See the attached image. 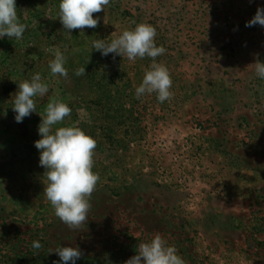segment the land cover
I'll list each match as a JSON object with an SVG mask.
<instances>
[{
    "label": "rangeland",
    "instance_id": "obj_1",
    "mask_svg": "<svg viewBox=\"0 0 264 264\" xmlns=\"http://www.w3.org/2000/svg\"><path fill=\"white\" fill-rule=\"evenodd\" d=\"M59 3L16 0L27 30L20 40L0 38V206L11 233L46 228L53 252L78 247L91 257L158 233L185 264H264V79L252 65L264 63V26H245L264 0H110L93 14L98 27L70 34ZM140 23L154 26L156 46L166 49L156 62L167 67L173 96L163 103L155 93L135 98L151 58L132 63L91 51L93 40L111 42ZM57 48L67 79L48 67ZM104 64L114 67L108 86L115 100L102 107L90 97L87 73L75 71L98 73ZM37 72L49 92L17 123L1 80H31ZM54 94L72 109L54 129L76 124L97 141L100 180L79 230L54 214L43 193L34 142Z\"/></svg>",
    "mask_w": 264,
    "mask_h": 264
},
{
    "label": "clouds",
    "instance_id": "obj_2",
    "mask_svg": "<svg viewBox=\"0 0 264 264\" xmlns=\"http://www.w3.org/2000/svg\"><path fill=\"white\" fill-rule=\"evenodd\" d=\"M251 2V0H250ZM110 0H60L58 18L64 31L71 33L79 29L96 28L99 17L93 18L94 13L104 12ZM259 24L264 26V8H257L254 17L246 22V27ZM27 25L21 23L16 7V0H0V38L20 40L23 38ZM156 29L151 24L140 23L132 30H124L121 35L106 42L103 39L93 40L92 50L99 51L102 56L110 53L126 57L135 63L137 58H151L149 70L143 76L142 83L135 88V98L156 94L160 103L170 100L173 93L172 79L166 66L157 63L156 58L163 55L166 49L156 46ZM90 51V52H91ZM89 62V61H88ZM66 57L57 48L54 59L49 61L48 67L53 76L68 78L65 67ZM254 65L255 74L264 79V63L257 61ZM76 76L86 75L85 67L75 71ZM49 87L42 82L39 72L31 80L18 83V91L13 95L12 110L15 121L21 123L24 118L36 111V97H44ZM72 109L58 98L49 97L45 114L41 116L38 126L40 139L35 141V147L40 152L39 165L45 169L43 193L54 209V214L70 229L79 230L88 221L91 209L90 199L96 189L100 177L93 171L95 149L97 141L86 134L79 126H62L64 119L71 115ZM34 249L42 248L39 241H33ZM63 264H76L83 256L78 247H59L54 250ZM136 255L125 261V264H185L178 255L175 246L160 235L155 234L150 241L141 242L136 247ZM56 264V262H54Z\"/></svg>",
    "mask_w": 264,
    "mask_h": 264
},
{
    "label": "trees",
    "instance_id": "obj_3",
    "mask_svg": "<svg viewBox=\"0 0 264 264\" xmlns=\"http://www.w3.org/2000/svg\"><path fill=\"white\" fill-rule=\"evenodd\" d=\"M113 68H109L104 64L101 71L95 73L93 70H88L87 79L91 82V94L90 97L92 101H96L94 104L104 107L106 103L111 104L113 97L110 93V88L108 85L113 83L115 78L112 73H114ZM25 80V79H24ZM22 79H14L11 76L8 78H3L2 88L8 93L10 97L18 91V83ZM98 84V85H97ZM94 88V89H93ZM121 88L116 89V93H121ZM113 105V104H112ZM9 213L3 206H0V264H63L60 260L58 254L53 252L50 248L51 240L48 241L49 235L46 228H39L29 235L24 233V237L18 233L19 228L16 227L15 231L12 232L13 224L9 222ZM264 225V224H263ZM45 232V234L43 233ZM13 234L10 239L9 236ZM33 241H39L42 245L40 249H34L32 244ZM137 245L131 246H121L117 251H109L108 255H103L102 257H91L83 255L80 259L76 261V264H125V261L129 258L135 256Z\"/></svg>",
    "mask_w": 264,
    "mask_h": 264
}]
</instances>
